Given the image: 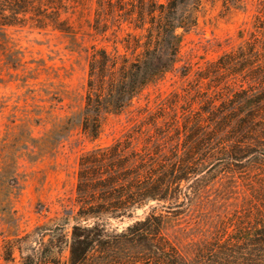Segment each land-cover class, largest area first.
Here are the masks:
<instances>
[{
    "label": "rangeland",
    "instance_id": "rangeland-1",
    "mask_svg": "<svg viewBox=\"0 0 264 264\" xmlns=\"http://www.w3.org/2000/svg\"><path fill=\"white\" fill-rule=\"evenodd\" d=\"M262 1L188 0L180 6L176 18L186 28L176 30V56L164 45L157 53L161 65L173 59L171 68L147 81L119 112L105 100L95 140L83 124L87 96L94 102L101 91L107 98L112 73L119 81L121 66L136 67L145 60L147 31L156 35L159 25L147 19L138 30L121 14L108 15L105 4L96 24L97 0H69L61 16L67 33L29 26L0 30V264H22L21 258L32 255L38 229L56 225L70 237L74 226L96 222L76 217L80 159L117 142H125L128 153L156 162L161 196L169 198L144 203L132 219L103 218L109 235L154 216L160 237L180 263L197 264L198 251L223 222L238 217L248 223L264 210V86L247 81L264 67L240 72L217 66L222 57L247 50L255 37L262 42L264 25L256 21ZM94 51L116 58L117 69L104 70L103 83L99 71L90 78ZM136 74L143 79L144 71ZM234 96L242 102L231 104ZM248 114L253 119L238 126V117ZM225 115L233 122L225 125ZM220 147L229 154L239 147L246 153L237 156L238 162L208 159ZM25 236L30 238L22 256L15 250V263L5 262L6 244ZM153 246L151 241L118 240L105 251L110 259L130 256L140 264L143 259L155 263ZM61 248L53 257L69 264L70 247Z\"/></svg>",
    "mask_w": 264,
    "mask_h": 264
},
{
    "label": "trees",
    "instance_id": "trees-1",
    "mask_svg": "<svg viewBox=\"0 0 264 264\" xmlns=\"http://www.w3.org/2000/svg\"><path fill=\"white\" fill-rule=\"evenodd\" d=\"M187 1L150 0V4L145 5V0H127V2L125 0H97L99 9L96 12V24L100 15L99 11L105 4L108 15L119 13L126 21H134L138 30H143L145 21L148 19L152 26L159 25V31L156 35L147 31V43H144L145 60L141 64L136 67H126L125 63L121 66L119 81L112 73L107 98H103L101 91L95 95L94 102L91 94L87 96L83 124L92 139L95 140L98 137L100 129L98 115L104 107L105 100L118 111L123 108L125 101H129L137 91L142 89L147 81L171 68L174 63L173 59H167L161 65V57L157 53L164 45L172 57L176 56L180 45V37L176 34V30L186 28V25L177 20L176 14L178 8ZM68 4L69 0H0V30L29 26L36 30L52 29L67 33L66 23L61 20V16L68 10ZM262 4L261 16L256 17V21L257 24L263 26L264 0ZM117 7L118 10L115 11ZM263 41L264 38L260 42V39L255 37L247 50L240 48L237 53L222 57L217 63L218 68L230 70L238 67L237 70L242 72L254 65L264 67ZM151 47L154 49L151 50ZM126 48L129 47L126 46ZM136 49H140L138 41H136ZM148 60L151 61L147 63ZM90 66V78L99 71V83H103L104 70L108 68V70L115 71L117 62L116 58L110 59L105 51H101L99 55L94 51ZM143 71L144 77L139 80L136 72ZM251 73L247 81L250 80L264 86V75H262L264 69L259 67L258 72ZM254 76H257V79ZM89 90H93L91 80ZM100 90H102L101 87ZM242 100L234 96L230 103L238 105ZM88 113H94L96 116L91 119ZM254 114H248L245 118L238 117V126L246 124L247 119L252 120ZM225 118V125L233 122L232 117L225 115ZM128 149L125 142H117L110 148L92 152L80 159L77 185L79 209L76 217L85 222L90 219L96 222L92 226H74L70 237L56 225L38 229L36 248L32 249V255L21 258L22 264H60L53 254L55 248L61 251V246L70 247L69 264H93L92 260L96 255H98L96 257L98 262L94 264H140L137 257L129 256L122 261L115 258L110 259L107 256L106 249L118 240L154 243L153 248L158 255L155 263L149 259H143L141 264H183L180 263L181 259L179 261L175 249L168 241L160 237L157 219L154 216H148L143 221L135 222L120 235L107 233L103 218L109 217L107 220L132 219L133 211L144 203L148 201L160 203L169 198L167 194L161 196V173L156 167V162L151 157H145L138 152L128 153ZM244 150L245 148L239 147L238 153L229 154L225 147H220L218 150H213L208 159L216 160V158L226 157L227 161L238 162L237 156L245 154ZM247 220L248 223H241L237 217L235 220L229 219L223 222L213 237L198 251L197 264H264V210L256 218L249 217ZM29 238L30 236H25L14 243H7L4 247V261L15 263L14 251L17 250L22 256V245ZM46 239L48 241L45 243Z\"/></svg>",
    "mask_w": 264,
    "mask_h": 264
}]
</instances>
